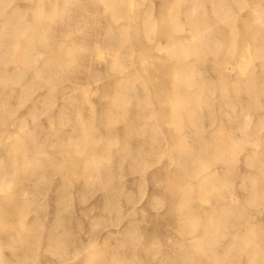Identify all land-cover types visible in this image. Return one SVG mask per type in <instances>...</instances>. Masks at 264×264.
Instances as JSON below:
<instances>
[{"label":"rangeland","instance_id":"374dc122","mask_svg":"<svg viewBox=\"0 0 264 264\" xmlns=\"http://www.w3.org/2000/svg\"><path fill=\"white\" fill-rule=\"evenodd\" d=\"M263 49L264 0H0V264H264Z\"/></svg>","mask_w":264,"mask_h":264},{"label":"bare ground","instance_id":"6f19581e","mask_svg":"<svg viewBox=\"0 0 264 264\" xmlns=\"http://www.w3.org/2000/svg\"><path fill=\"white\" fill-rule=\"evenodd\" d=\"M262 51H264V49ZM257 86H261L263 88L264 87V79L261 77L259 78V76H257V75H254L252 77V79L250 80V83L246 89L247 90L246 94H248V96H251L253 98H257L258 94H262L261 91H257L255 89ZM263 144H264V141H263ZM260 151H261L260 155H257L255 157H251L252 166L258 172V174L255 175V172H253L254 174L248 175L249 187H248V190H245L247 193L246 198L248 197V199H245L244 203H242V205L240 207L237 206L236 203L238 201H237V199H235V196L232 195V188H231L232 187L231 186L232 181L230 180V178L233 177L232 167H228L226 172H224V173H226L227 177L225 179L226 181H225L224 186H223L224 192L222 194V199L224 201L230 200L232 202V205L230 206L229 210H227L225 213H222V216L225 215V220L223 223L224 226L222 228L223 233L220 234L219 237H221V235H222V239L225 237L224 243H222V245L220 246L222 248L223 253L226 252V254L227 253L231 254V251L234 250V247L236 245L235 240L237 239V241H238L237 230L240 232L247 231L249 233H253V226L252 225L251 226L249 225L248 229H247L246 226L243 225L241 222V220H243L242 218L244 217L243 205H245V204L250 205L251 208H254V212H256L258 210V208H260V206L264 205V193L262 192L263 184H264V169H263L264 168L263 167L264 166V146L260 148ZM192 161H194V159H192ZM208 164L209 163H205L203 165L206 166ZM186 166H187V164H186ZM31 173H33V171H31ZM227 188H229L228 191H227ZM249 214L252 217L254 216L252 211H250ZM231 215L233 216L232 220H229V216H231ZM226 223H229V225H231L232 229L233 228L234 229L233 230L231 229V231L228 232L229 227L226 225ZM238 225L240 227H238ZM29 237H32V235H29ZM229 237L232 238L234 241H232ZM227 238H228V240H227ZM242 239H243V237H241V238L239 237V242ZM223 260L224 259H222V263L220 262L219 264H223V262H224ZM231 262H234L233 258L228 261V263H231Z\"/></svg>","mask_w":264,"mask_h":264}]
</instances>
